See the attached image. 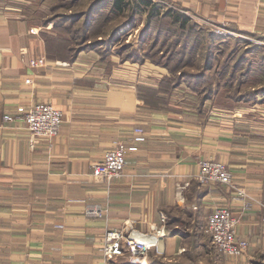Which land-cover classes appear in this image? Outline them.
<instances>
[{"label": "crops", "instance_id": "1", "mask_svg": "<svg viewBox=\"0 0 264 264\" xmlns=\"http://www.w3.org/2000/svg\"><path fill=\"white\" fill-rule=\"evenodd\" d=\"M45 2L0 0V264H104L106 229L128 219L150 231L163 223L161 216L166 224L167 211L176 208L195 212L201 240L206 216L218 206L232 211L249 248L244 256L218 253L217 263L264 264V122L230 118L226 108L210 107L230 101L224 90L199 108L196 94L179 87L159 108H149L137 96L139 85L156 86L160 76L149 72L148 61L122 62L112 54L108 68L94 50L80 51L73 60L48 56L42 35L54 31L49 23L42 26L50 12L43 10ZM168 2L213 31L221 26L226 34L264 44V0ZM36 102L63 111L51 138L32 140L17 108ZM255 110L240 105L233 113ZM136 125L146 140L126 153L120 176L110 183L94 179L92 165L126 142ZM207 158L228 165L250 205L243 206L224 184L199 182V162ZM93 205L100 216L86 213ZM185 220L190 224L194 217ZM166 227L159 256L179 258L185 238ZM207 257L201 254L203 261Z\"/></svg>", "mask_w": 264, "mask_h": 264}, {"label": "trees", "instance_id": "2", "mask_svg": "<svg viewBox=\"0 0 264 264\" xmlns=\"http://www.w3.org/2000/svg\"><path fill=\"white\" fill-rule=\"evenodd\" d=\"M82 3L84 7L77 8ZM102 5L107 8L99 10ZM144 12L137 44L118 41ZM49 21L53 22L54 34L42 35L48 56L73 60L80 51L94 50L100 62L111 68L109 58L114 52L122 62L148 61L164 68L156 86H138V99L149 108H159L180 86L196 94L199 108L219 90L241 103L256 102L259 95L264 96V44L234 34H218L179 8L169 5L159 9L153 0H56L43 24ZM199 190L195 183L193 193ZM167 212L166 224L185 238L184 250L175 259H165L150 250L148 264H218L216 258L221 252L206 228L205 238L198 240L195 212L183 213L178 208ZM184 217H194V222L188 224ZM205 252L208 257L203 261L201 254Z\"/></svg>", "mask_w": 264, "mask_h": 264}, {"label": "built area", "instance_id": "3", "mask_svg": "<svg viewBox=\"0 0 264 264\" xmlns=\"http://www.w3.org/2000/svg\"><path fill=\"white\" fill-rule=\"evenodd\" d=\"M218 34L228 31L221 26H214ZM22 112V118L32 138H51L58 133L63 119V111L50 103L36 102L27 107H17ZM4 119L11 120L5 114ZM126 137V142L119 141L109 150H106L101 159L92 165L91 174L98 181L111 182L120 176L128 151L136 150L137 144L146 140V132L140 125L134 126ZM200 171L198 180L202 184L218 182L230 187L235 198H239L243 206L250 205V198L244 187L238 186L228 165L222 161L207 158L199 162ZM101 209L97 205L88 207L86 213L100 216ZM163 223L150 231H140L126 220L122 226L106 229L101 253L104 264H148L150 250L162 254V239L168 233L165 217L161 216ZM237 218L229 207L218 206L213 208L206 216V231L211 234L215 248L228 256H244L249 248V241L237 234ZM261 255L264 258V213L261 216Z\"/></svg>", "mask_w": 264, "mask_h": 264}, {"label": "rangeland", "instance_id": "4", "mask_svg": "<svg viewBox=\"0 0 264 264\" xmlns=\"http://www.w3.org/2000/svg\"><path fill=\"white\" fill-rule=\"evenodd\" d=\"M155 2V4L157 5V7H159V9H164L165 7H168L169 6V2L168 0H153ZM56 0H46V2L43 4L44 7H43V10L47 9L49 10L50 9V6L52 5V3H55ZM36 4V3H35ZM84 7L83 6V3L80 5H77V8H82ZM102 8H107L106 5H102L101 7H98L99 10H101ZM76 9V7H75ZM50 13V12H49ZM145 15V12L144 14H139V17L137 18L136 22L132 25V26H128L125 31H123V33L121 34V36L119 37L118 41H121V42H124V43H127L131 46H135L138 42V39H139V32L141 31V29L143 28L144 26V17L143 16ZM118 19H120V17H118L116 20H113L112 23H114L115 21H117ZM43 23V21H42ZM49 30H52V24L53 22L52 21H49ZM110 24H108L107 26L105 25L104 26V29L106 30L108 28ZM44 26V24L42 25ZM117 43V42H116ZM113 54L115 56H118L116 53L113 52ZM119 57V56H118ZM150 65L152 66L149 70L150 73H161V75L166 71L164 68H156L154 67L151 63ZM160 69V71H158ZM180 87H184L185 86H180ZM178 89V88H177ZM221 99L218 100L219 103L217 102H214L212 104H210V107L211 106H219V107H223V108H226L225 110L226 111V114L228 117L232 118V116L234 115V118H237L236 115H240V116H244V118H247L253 122H264V96L263 95H259L258 96V99L256 100V102H251V103H241V102H234L232 100L230 101H225L223 100V102L220 101ZM240 105H248V106H252L253 109H257L255 111H242V112H237V113H233V108H239ZM225 163V162H224ZM261 259V258H259Z\"/></svg>", "mask_w": 264, "mask_h": 264}]
</instances>
